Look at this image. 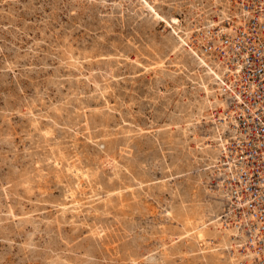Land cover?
<instances>
[{"label": "rangeland", "instance_id": "374dc122", "mask_svg": "<svg viewBox=\"0 0 264 264\" xmlns=\"http://www.w3.org/2000/svg\"><path fill=\"white\" fill-rule=\"evenodd\" d=\"M235 1L0 0V264H158L163 260V264H214L210 253L205 256L208 251L195 242L192 231H188L190 235L186 232V208L199 210L222 202L223 214L227 207L222 195L216 192L222 179L218 167L209 164V154L217 151L210 134L214 131V121L198 120L185 132V101H193L202 94L196 79L198 73L206 75L205 66L198 63L197 54L189 44L216 61L219 48L208 37L205 20H216L222 8L229 10L230 15L238 14L241 8L234 5ZM186 31L190 32L188 42ZM73 96L76 100L72 101ZM77 108H83L81 115ZM95 113L100 117L98 120ZM45 131L52 133L55 140ZM47 142L53 147L59 144L55 149L60 148L69 159L65 158L60 165L61 159H56L54 154L50 156L55 149ZM41 148L49 154H46L49 159ZM77 155L83 159V165L87 163L94 168L89 178L77 174L75 168L67 173V162L73 160L70 157L80 161ZM123 156L128 159H122ZM138 160L143 165L141 161L138 165ZM129 167L132 172L126 171ZM115 170L120 171H117L119 176ZM25 175L30 179H24ZM135 194L140 196L136 198ZM176 215L179 218L172 217Z\"/></svg>", "mask_w": 264, "mask_h": 264}, {"label": "bare ground", "instance_id": "6f19581e", "mask_svg": "<svg viewBox=\"0 0 264 264\" xmlns=\"http://www.w3.org/2000/svg\"><path fill=\"white\" fill-rule=\"evenodd\" d=\"M217 1V0H216ZM234 5L236 7L241 8V10L239 8H236V11L239 9V13L237 14V12L235 13V15H230V11L227 10L226 8H222L220 9V7H218V10L220 9V11L218 12V18L216 20H214L213 18H210L208 20H205L208 24V31H209V35L208 37L211 38V40L214 43V46L219 48L218 51L220 53L219 57L217 58L216 61H212L207 55H205L204 53H200L197 51V47H193V45L190 43L189 46L190 48L194 49L195 53L197 54L196 59L198 61L199 64H203L205 66V70H206V75L200 74L198 73L197 79H196V83H197V87L199 89H201L203 92L200 96L196 97L193 101H189V100H182L186 102V130L185 132L187 133L188 130L190 129V125L194 124L196 121L201 120V119H206L209 118L210 120L212 119L214 121V131H212L211 134V138L214 139L211 142L217 144V151L215 153L214 151V155L209 154L210 157V162L209 164H216L218 167V174L221 175V180L218 183V187L219 190L216 191L217 193L222 195V199L224 201V203H226L225 205H227V207L224 208L223 210V214L220 212V209L223 208L222 207V202L218 203V204H210L209 206H204V208L202 209H192L190 208H186V232H191L192 231V236L195 238V242H200V248L206 249L208 251V254H205V256H209L210 253V258L213 261L214 264H264V231L262 229V225H264V219L259 216L260 213L264 214V199L263 202H261L260 199L258 198H253L252 195V190L249 188L250 186V181L252 180V174H253V165L252 164H248L249 161V156L246 155L245 153H243V150L246 148L244 147H240L242 145L243 140L246 139V133L244 131V129H242L240 127V120L238 118V115H240L241 113L243 115H246V112L244 111V105H243V101H242V95H241V90L243 89V85L244 82L242 81V71L243 69L248 66L247 65V59H248V53H249V44H251L250 41V35H252L254 32L253 30H256V32L259 33L260 36L263 35V28H264V0H236L234 2ZM242 13V14H240ZM225 19L224 22H222L221 20ZM168 20V19H167ZM253 21H254V25L255 28L253 26ZM227 24V25H226ZM216 26V28H214ZM206 30V31H207ZM186 41L188 42V35H190V32L186 31ZM181 35V34H180ZM183 38V37H182ZM184 40V39H183ZM262 40V38H261ZM65 49V48H63ZM62 49V51L64 52V50ZM72 49V48H71ZM67 50V48H66ZM66 50H65V54H66ZM69 50V48H68ZM75 50V49H74ZM71 51V50H69ZM73 52V51H72ZM63 54V53H62ZM68 54L70 55V53L68 52ZM67 54V55H68ZM74 54V53H73ZM82 54V53H81ZM85 54V53H84ZM83 56H86L84 55ZM87 54V53H86ZM62 56V55H61ZM88 56V55H87ZM71 57V55H70ZM78 57V55H77ZM89 57V56H88ZM72 58V57H71ZM83 58V57H82ZM87 58V57H86ZM66 59V58H65ZM81 59V58H80ZM88 59V58H87ZM117 59V58H116ZM61 60V59H60ZM73 60V58H72ZM78 59H76L75 62H77ZM85 60V59H84ZM90 60V59H89ZM58 61V60H57ZM70 61V59H69ZM74 62V64H75ZM78 63V62H77ZM76 63V64H77ZM69 65H71V63H69ZM78 65V64H77ZM73 66V65H72ZM79 66V65H78ZM71 67V66H70ZM76 67V66H75ZM77 68V67H76ZM86 68V67H85ZM204 69V68H203ZM72 70V69H71ZM94 72V71H93ZM162 72V71H161ZM92 74V72L90 73ZM162 74V73H161ZM95 76V75H93ZM60 77V76H59ZM80 78V77H79ZM93 78V77H92ZM78 79V78H77ZM84 79V78H83ZM96 79V78H95ZM80 80V79H79ZM81 81V80H80ZM95 81V80H94ZM210 81L213 82V86L210 87ZM99 82V81H98ZM97 82V84H98ZM114 82V81H113ZM112 82V83H113ZM214 82L216 83L214 86ZM75 84V83H74ZM79 84V83H78ZM82 85V83H80ZM96 84V85H97ZM100 84V82H99ZM98 84V85H99ZM152 84V83H151ZM156 84V83H155ZM76 85V84H75ZM104 85V84H103ZM84 87V86H83ZM86 87V86H85ZM106 87V85L104 86ZM249 89H253L255 88V85L250 83L247 86H244V88H248ZM76 88V87H75ZM80 88V87H79ZM150 88V87H149ZM215 88V89H213ZM87 89V88H86ZM95 90L97 89L96 87L94 88ZM100 89V88H99ZM83 90V89H82ZM81 90V91H82ZM108 90V88H107ZM106 90V91H107ZM151 90V89H149ZM72 91V90H71ZM87 91V90H86ZM92 91V90H91ZM101 91V90H100ZM76 92V91H75ZM78 92V91H77ZM84 92V91H83ZM97 92V91H96ZM146 92V91H145ZM154 92V91H153ZM82 93V92H80ZM85 93V92H84ZM95 93V92H93ZM105 93V92H104ZM147 93V92H146ZM76 94V93H75ZM92 94V92H91ZM103 94V92H102ZM101 94V95H102ZM77 95V94H76ZM149 95V94H148ZM198 95V94H197ZM72 95H70L69 97H71ZM81 96V94H80ZM84 96V94H83ZM104 96V95H102ZM154 96V95H152ZM195 96V95H194ZM67 97V96H65ZM69 97L67 99H69ZM74 98H72L71 100L73 101V99H75L76 96H73ZM94 97V96H93ZM89 98V96H88ZM151 98V97H150ZM192 98V97H191ZM190 98V99H191ZM194 98V97H193ZM192 98V99H193ZM78 99V98H77ZM80 99V98H79ZM78 99V100H79ZM81 99H83L81 97ZM65 100V98H64ZM76 100V99H75ZM77 100V101H78ZM101 100V99H100ZM107 100V99H106ZM59 101V99H58ZM62 99L60 98V103H61ZM66 101V100H65ZM63 101V102H65ZM86 101V100H85ZM133 101V100H132ZM82 103V100L80 101ZM84 102V100H83ZM101 102V101H100ZM104 102V101H103ZM68 103L70 104V102L68 101ZM109 103V102H108ZM124 103V102H123ZM134 103V102H133ZM72 104V103H71ZM83 104V103H82ZM89 105V103H87ZM106 104V103H105ZM104 104V105H105ZM180 104V103H178ZM177 104V105H178ZM182 104V103H181ZM57 104H55L56 106ZM62 105V104H61ZM63 107H66L65 104H63ZM75 105H77L75 103ZM100 105V104H99ZM97 107H100V106ZM182 105H185V103H183ZM58 106V105H57ZM56 106V107H57ZM81 106V105H77ZM109 106V105H108ZM113 106V105H112ZM85 107V104H84ZM83 107V108H84ZM106 107V106H105ZM110 107V106H109ZM175 107V106H174ZM185 107V106H184ZM54 108V107H53ZM82 108V109H83ZM113 108V107H112ZM194 108V109H193ZM66 109V108H65ZM79 109V108H77ZM81 108L79 109L80 111H78L79 113L82 112ZM102 109V108H101ZM100 109V111H101ZM55 110V109H54ZM60 110V108L58 109ZM76 111V110H75ZM86 111V110H85ZM94 111V110H93ZM171 111V110H170ZM179 111V110H178ZM181 111V110H180ZM184 110L182 109L181 112H183ZM63 112V110H62ZM76 111V113H78ZM96 112V111H95ZM98 112V110H97ZM96 112V113H97ZM103 112V110H102ZM167 112V111H166ZM55 113V112H54ZM96 113L94 114L96 116ZM101 113V112H98ZM108 113V111H107ZM59 114V113H58ZM58 114L55 116H58ZM74 114V113H73ZM83 114V113H82ZM109 114V113H108ZM107 114V115H108ZM81 115V113H80ZM79 115V116H80ZM90 115V114H89ZM93 115V114H92ZM99 115V114H98ZM61 116V114H60ZM72 116V115H71ZM76 116V115H75ZM78 116V115H77ZM70 117V116H69ZM90 117V116H89ZM60 118V117H58ZM57 118V120H58ZM63 118V117H62ZM71 118V117H70ZM75 118V117H73ZM92 118V117H91ZM97 120L98 118H100L99 116H96ZM102 118V117H101ZM104 118V116H103ZM102 118V119H103ZM177 118V117H176ZM182 118V117H181ZM89 119V118H88ZM95 119V117H94ZM93 119V120H94ZM180 119V118H179ZM65 120V119H64ZM67 120V119H66ZM65 120V121H66ZM91 120V119H90ZM93 120H91V122H93ZM101 120V119H100ZM109 120V119H107ZM106 120V121H107ZM35 121V120H34ZM38 121V120H37ZM51 121V120H50ZM74 121V120H73ZM105 120H103L102 122L107 123ZM36 122V121H35ZM52 122V121H51ZM57 122V121H54ZM69 122V120H68ZM91 122H89L91 124ZM96 122V121H95ZM100 122V124L102 123ZM110 122V121H109ZM34 123V122H33ZM40 123V121H39ZM99 123V122H97ZM96 123V124H97ZM175 123V122H174ZM178 123V122H177ZM176 123V124H177ZM53 124V122L51 123ZM56 124V123H55ZM93 124V123H92ZM91 124V125H92ZM94 124V125H96ZM35 125H39V124H35ZM41 125V123H40ZM103 125V124H102ZM110 125V124H109ZM34 126V125H33ZM32 126V127H33ZM49 127V123L46 125ZM101 126V125H100ZM106 126V124L104 125ZM184 126V127H185ZM35 127V126H34ZM37 127V126H36ZM95 127V126H94ZM178 127V126H177ZM212 127V125H211ZM39 128V126H38ZM45 128V126H44ZM47 128V127H46ZM182 128V127H181ZM180 128V129H181ZM34 129V128H33ZM54 129V127H53ZM52 129V130H53ZM105 129V128H104ZM109 129V128H108ZM179 129V130H180ZM36 132V129H34ZM50 130V129H48ZM51 130V131H52ZM102 130V129H101ZM107 130V128H106ZM39 131V129H38ZM37 131V132H38ZM44 131V130H43ZM99 131V130H98ZM171 131V130H170ZM181 131V130H180ZM48 132V136H52L50 133L49 135V131H45ZM100 132V131H99ZM102 132V131H101ZM179 132V131H177ZM176 132V133H177ZM42 133V132H41ZM44 133V132H43ZM42 133V134H43ZM69 133V132H68ZM92 133V132H91ZM95 133V132H94ZM93 133V134H94ZM173 133V132H172ZM183 133V131H182ZM181 133V135H182ZM185 133V134H186ZM39 134V133H38ZM46 134V133H45ZM54 134V133H53ZM89 134V133H88ZM99 134V133H98ZM105 134V133H104ZM108 134V133H107ZM110 134V132H109ZM170 134V133H169ZM175 134V133H174ZM189 134V133H188ZM195 134V133H194ZM41 135V134H39ZM29 136V135H28ZM38 136V135H37ZM71 136V134H70ZM89 136H91L89 134ZM87 136V137H89ZM95 136V135H94ZM102 136V135H101ZM179 136V135H178ZM40 137V136H38ZM100 137V136H99ZM127 137V135H126ZM173 137V136H172ZM49 138V137H48ZM47 138V139H48ZM52 140H55L54 137H51ZM108 138V137H107ZM177 137H175L176 139ZM184 138V137H183ZM196 138V137H195ZM45 139L44 138H41ZM62 139V138H61ZM75 139V138H74ZM168 139V138H167ZM174 139V141H175ZM185 139V138H184ZM51 140V141H52ZM59 140V138H58ZM57 140V141H58ZM63 140V139H62ZM96 140V139H95ZM173 140V138H172ZM183 140V139H182ZM202 140V139H200ZM39 141V140H38ZM45 141V140H44ZM56 141V142H57ZM78 141V140H77ZM97 141H101V140H96ZM110 141V140H109ZM126 141V140H125ZM178 140H176L177 142ZM181 141V140H180ZM186 141V140H185ZM50 142V141H49ZM54 142V141H53ZM52 142V143H53ZM63 142V141H62ZM76 142V141H74ZM94 142V143H96ZM114 143V141H112ZM175 142V143H176ZM182 142V141H181ZM180 142V143H181ZM38 143V142H37ZM43 143V142H42ZM51 143V142H50ZM50 143L47 142V144L50 145ZM58 143V142H57ZM56 143V144H57ZM69 143V142H67ZM84 143V142H83ZM104 143V142H103ZM102 143V144H103ZM106 143V142H105ZM109 143V142H108ZM107 143V144H108ZM184 143V142H182ZM181 143V144H182ZM41 144V142H40ZM45 144V143H44ZM45 144V145H47ZM71 144V143H70ZM100 144V143H99ZM110 144V143H109ZM112 144V143H111ZM171 144V143H170ZM173 144V143H172ZM178 144V143H176ZM175 144V146H176ZM187 144V142H186ZM200 144V143H198ZM206 144L205 142H202V145ZM85 145V144H84ZM83 145V146H84ZM42 146V145H41ZM48 146V145H47ZM56 146V145H55ZM55 146H51L53 147V149H55ZM58 147H60L59 144H57ZM56 146V148H58ZM66 147V145H64ZM68 146V144H67ZM77 146V145H76ZM99 146V145H98ZM97 146V147H98ZM104 146V145H103ZM102 146V148H103ZM111 146V145H109ZM129 146V144H128ZM175 146L172 145V147L175 148ZM183 146V145H182ZM198 146V145H197ZM210 146V145H209ZM40 147V146H39ZM46 147V146H45ZM49 147V148H50ZM64 147V148H65ZM73 147V146H72ZM71 147V148H72ZM82 147V146H81ZM112 147V146H111ZM126 147V146H125ZM131 147V146H130ZM38 148V147H37ZM47 148V150L49 149ZM68 148V147H67ZM66 148V149H67ZM87 148V147H86ZM85 148V149H86ZM105 148V147H104ZM109 148V147H106ZM124 148V147H123ZM201 148V147H200ZM216 148V147H215ZM214 148V149H215ZM42 149V148H41ZM77 149V148H76ZM82 149V148H81ZM112 149V148H110ZM114 149V148H113ZM183 149V147H182ZM204 149V148H203ZM209 149V148H208ZM57 149H55V151L52 150V155L50 154V156H53L56 159H61L64 160L65 158H67L68 156L64 155L62 153V150L60 151V148L56 151ZM64 150V149H63ZM72 150V149H71ZM88 150V149H87ZM98 150V149H97ZM96 150V153L98 152ZM104 150V149H103ZM123 150V149H122ZM174 150V149H173ZM213 150V149H212ZM38 151V150H37ZM43 149H42V153H43ZM51 151V150H49ZM187 151V150H186ZM206 152H208L207 150H205ZM204 151V152H205ZM41 152V151H40ZM68 154L71 152L67 151ZM74 152V151H72ZM71 152V153H72ZM102 151L100 150V153ZM105 152V151H103ZM102 152V153H103ZM107 150H106V154H107ZM110 152V151H109ZM115 152V151H114ZM126 152H127V148H126ZM130 152V150H129ZM203 152V151H202ZM203 152V153H204ZM41 153V154H42ZM78 154L80 152H77ZM94 153V152H93ZM118 153V152H117ZM123 153V152H122ZM202 153V154H203ZM36 154V152H35ZM40 154V153H39ZM40 154V156H41ZM45 153H43L44 155ZM46 154H48L46 152ZM45 154V155H46ZM73 154V153H72ZM74 153V157H75ZM81 154V153H80ZM88 154V153H87ZM85 152V155H87ZM90 154V152H89ZM104 154V155H106ZM109 154V153H108ZM114 154V153H113ZM183 154V153H182ZM34 155V154H33ZM49 155V154H48ZM93 155V154H92ZM95 155V154H94ZM112 155V153H111ZM116 155V154H115ZM207 155V154H206ZM36 156H38V153L36 154ZM47 156V155H46ZM71 156V155H70ZM73 156V155H72ZM79 156V155H77ZM91 156V155H88ZM97 156V155H96ZM108 156V155H107ZM106 156V157H107ZM119 156V155H118ZM122 156V155H121ZM129 156V155H128ZM188 156V155H187ZM39 157V156H38ZM45 157V156H44ZM43 157V158H44ZM53 157V158H54ZM74 157H70L73 160L75 159ZM81 158V156H79ZM85 157V156H83ZM110 157V156H108ZM115 157V156H113ZM131 157V156H129ZM48 158V156H47ZM50 158V157H49ZM48 158V159H49ZM52 158V159H53ZM79 158V159H80ZM97 160L98 157H96ZM102 158V157H101ZM124 158V156L122 157V159ZM127 158V156H126ZM124 158V159H126ZM135 158V157H134ZM178 158V157H177ZM197 158V156L195 157ZM35 159V158H34ZM40 159V157H39ZM69 159V158H67ZM77 159V158H76ZM87 159V158H86ZM89 159V158H88ZM87 159V160H88ZM107 159V158H106ZM111 159V158H110ZM113 159V158H112ZM128 159V158H127ZM38 160V159H35ZM54 160V159H53ZM71 160V159H70ZM72 160V161H73ZM78 160V159H77ZM74 160L73 162H67V170L66 171H72L73 168H75L78 172L77 174H81L83 176H87L86 178H89L88 176L91 174V171H93V169L89 166H87L85 163V165H83L81 163V160H83L82 158L80 159V161ZM94 160V159H93ZM96 160V159H95ZM96 160V161H97ZM101 160V159H100ZM99 160V161H100ZM105 160V159H104ZM103 160V161H104ZM180 160V159H179ZM40 161V160H38ZM47 161V160H45ZM52 161V160H51ZM56 162V160H54ZM85 161V160H84ZM83 161V162H84ZM107 161V160H106ZM105 161V163H106ZM110 161V160H109ZM119 161V160H118ZM124 161V160H123ZM127 161V160H126ZM135 161V160H134ZM133 161V162H134ZM139 161L138 160V165H139ZM37 162V161H36ZM43 162V161H42ZM49 162V161H48ZM66 163V161H64ZM89 162V160L87 161ZM102 162V161H101ZM111 162V161H110ZM116 162V161H114ZM128 162V161H127ZM132 162V161H131ZM132 162V163H133ZM142 162V161H141ZM35 163V162H34ZM39 163V162H38ZM36 163V164H38ZM51 163V162H50ZM53 163V162H52ZM63 161L60 163V165H62ZM92 162L88 163L91 164ZM104 163V164H105ZM108 163V161H107ZM129 163V162H128ZM127 163V165H129ZM40 164V163H39ZM38 164V165H39ZM43 164V163H42ZM55 164V163H54ZM53 164V165H54ZM93 164V163H92ZM101 164V163H99ZM113 165V163H111ZM125 165V163H123ZM37 165V166H38ZM47 165V163H46ZM51 165V164H49ZM58 165V164H57ZM55 165V166H57ZM60 165H58L57 167H61ZM110 165V164H109ZM134 165V164H133ZM143 165V162H142ZM35 166V164H34ZM43 166H45V164H43ZM146 166V165H144ZM143 166V167H144ZM49 167V166H47ZM54 167V166H53ZM64 167V166H63ZM98 167V166H96ZM95 167V168H96ZM105 167V165H104ZM117 168V166H115ZM114 167V168H115ZM134 167V166H133ZM132 167V168H133ZM137 167V166H135ZM139 167V166H138ZM142 167V166H141ZM142 167V168H143ZM39 168V167H38ZM102 168V167H101ZM122 168V167H121ZM124 168V167H123ZM126 168V167H125ZM191 168V166H190ZM32 169V168H31ZM37 169V168H36ZM43 169V167H42ZM46 169V168H45ZM62 169V168H61ZM99 169V168H98ZM103 169V168H102ZM143 169L146 170V167H144ZM35 170V168H34ZM47 170V169H46ZM49 170H51L49 168ZM130 170L132 172V170L130 169H126V171ZM134 170V169H133ZM137 170V169H136ZM144 170V173H145ZM33 171V170H31ZM55 171V170H54ZM63 171V170H62ZM69 171L67 173H69ZM97 171V168H96ZM116 171V170H115ZM118 171V170H117ZM116 171V173H117ZM140 170H138L137 172L139 173ZM147 171V170H146ZM27 172V171H24ZM35 172V171H34ZM33 172V173H34ZM40 172H45V171H40ZM53 172V171H51ZM59 175H60V171ZM65 172V171H64ZM98 172V171H97ZM102 172V171H101ZM120 172V171H118ZM123 172V171H121ZM129 172V171H128ZM135 172V171H134ZM136 172V173H137ZM142 172V171H140ZM176 172V171H174ZM29 173V172H28ZM32 173V172H31ZM30 173V175H32ZM37 173V172H36ZM67 173L65 174L67 177ZM76 172H74L73 174H75ZM100 173V172H99ZM27 175V173H25ZM40 174V173H38ZM71 174V173H70ZM72 174V175H73ZM93 174V173H92ZM115 173H113L114 175ZM120 174V173H119ZM123 174V173H122ZM121 174V175H122ZM142 174V173H141ZM146 174V173H145ZM25 178L26 180L30 179L29 176H26ZM98 175V174H97ZM102 174H100L101 176ZM112 176V174H110ZM125 175V174H124ZM130 175V174H129ZM137 175V174H136ZM140 175V174H139ZM22 176V175H21ZM78 176V175H77ZM95 178L98 180V176H96V174L94 175ZM117 176L118 173H117ZM143 176V175H142ZM23 177V176H22ZM45 177V176H44ZM61 177V176H60ZM59 177V178H60ZM62 177H64L62 175ZM73 177V176H72ZM75 177V175H74ZM105 177V176H104ZM109 176H106V178ZM132 177V176H131ZM137 177V176H136ZM140 176H138L139 178ZM71 178V177H70ZM77 178V177H76ZM80 178V177H79ZM84 178V177H83ZM117 179H120V177H116ZM122 178V177H121ZM127 178V177H126ZM130 178V177H129ZM135 178V174L133 173V179ZM20 179V178H18ZM75 179V178H74ZM94 179V178H93ZM103 179V178H102ZM101 178L99 180H102ZM114 179V178H113ZM111 178V180H113ZM131 179V178H130ZM152 179V178H151ZM61 180V178H60ZM71 180V179H69ZM68 180V181H69ZM73 180V179H72ZM71 180V182H72ZM78 179H75V181ZM87 180V179H86ZM90 180V179H89ZM106 180V179H105ZM122 180V179H121ZM63 182H65L64 180H62ZM67 181V182H68ZM85 181V180H84ZM95 181V179H94ZM93 181V182H94ZM115 180H113L114 182ZM124 181V180H123ZM122 181V182H123ZM132 181V180H131ZM136 182V180H133ZM147 181V180H146ZM77 182V181H76ZM100 182V181H99ZM105 182V181H104ZM103 182V183H104ZM111 182V181H108ZM121 182V181H120ZM125 182V181H124ZM123 184H126L124 183ZM134 182V183H135ZM141 182V181H140ZM149 182V181H147ZM166 182V181H165ZM218 182V181H217ZM27 183V182H26ZM69 183V182H68ZM79 183V182H78ZM92 183V182H91ZM90 183V184H91ZM97 183V182H96ZM107 183V181H106ZM105 183V184H106ZM112 183V182H111ZM117 183V182H116ZM133 183V182H131ZM130 183V184H131ZM133 183V184H134ZM137 183H139V181L137 180ZM151 183V182H150ZM158 183V182H157ZM162 183V182H161ZM59 184V183H58ZM76 184V183H75ZM81 184V183H80ZM89 184V185H90ZM101 184V183H100ZM108 186L110 185V183H108ZM119 184V183H118ZM129 184V183H128ZM167 184V183H166ZM165 184V185H166ZM169 184V183H168ZM167 184V185H168ZM177 184V183H176ZM175 184V185H176ZM191 184V183H189ZM193 184V182H192ZM63 185V184H62ZM78 185V184H77ZM88 185V184H87ZM117 185V184H116ZM136 185V184H135ZM134 185V186H135ZM144 185V184H143ZM150 185V184H147ZM161 185V184H158ZM174 185V184H173ZM172 185V186H173ZM200 185V184H199ZM25 186V184H24ZM28 186V185H27ZM64 186V185H63ZM72 186V185H70ZM74 186V185H73ZM76 186V185H75ZM80 186V185H79ZM78 186V187H79ZM106 186V185H105ZM106 186V191H107V187ZM132 186V185H131ZM130 186V188H131ZM260 186H264V179H261L260 181ZM66 186H64L65 189ZM69 187V186H68ZM87 187V186H86ZM85 187V188H86ZM92 187V185H91ZM104 187V184H102V189ZM115 187V186H114ZM114 187H112L114 189ZM128 187V186H127ZM137 187V186H136ZM145 187V186H143ZM150 187V186H149ZM174 187V186H173ZM180 187V186H179ZM200 187V186H199ZM80 188V187H79ZM82 188V187H81ZM84 188V187H83ZM84 188V189H85ZM118 187H116L117 189ZM129 188V187H128ZM142 188V187H141ZM163 188H165L163 186ZM169 188V187H168ZM171 188V187H170ZM186 188V187H185ZM27 189V188H26ZM78 188L74 189L77 190ZM95 189V188H93ZM98 189V188H97ZM96 189V190H97ZM100 189V187H99ZM123 189V187H122ZM126 189V188H125ZM135 189V188H134ZM133 189V190H134ZM137 189V188H136ZM139 189V188H138ZM153 189V188H152ZM158 189V188H156ZM191 189V188H190ZM263 188H259V192H261ZM30 190V189H29ZM120 190V188H119ZM131 190V189H130ZM132 190V191H133ZM141 190V189H140ZM143 190V189H142ZM159 190V189H158ZM166 190V188H165ZM178 190V189H177ZM182 190V189H181ZM192 190V189H191ZM71 191V190H70ZM73 191V190H72ZM81 191V190H80ZM99 191V190H98ZM97 191V192H98ZM101 191V190H100ZM104 191V189H103ZM113 191V190H112ZM149 191V190H148ZM157 191V190H156ZM176 193V190H173ZM184 191V190H183ZM186 191V189H185ZM77 192V191H76ZM76 192L74 193V195L76 194ZM84 192V191H83ZM96 192V193H97ZM105 192V191H104ZM116 192V191H115ZM121 191H119L120 193ZM137 192V191H136ZM140 193V191H138ZM147 192V191H146ZM65 193V192H62ZM69 193V190L68 192ZM86 193V192H85ZM89 193V192H88ZM94 191L91 193L93 194ZM117 193V192H116ZM142 194L145 192H141ZM149 193V192H148ZM147 193V194H148ZM185 193V192H184ZM196 193V192H195ZM72 194V193H70ZM80 194V193H79ZM104 194V193H103ZM112 194V193H110ZM114 194V192H113ZM118 194V193H117ZM132 194V192H131ZM134 194V193H133ZM132 194V195H133ZM137 194V193H136ZM134 195L136 198H138V195ZM152 194H154V191L152 192ZM151 194V195H152ZM178 194V193H177ZM187 194V193H185ZM202 194V193H201ZM67 195V194H66ZM116 195V194H115ZM121 195V194H119ZM180 195V194H179ZM190 195V194H189ZM189 195H184L185 197L187 196V198L189 197ZM192 195V194H191ZM195 195V194H194ZM198 195V193H197ZM200 195V192H199ZM61 196V195H60ZM77 196V195H75ZM91 196V195H90ZM102 196V195H101ZM109 196V194L107 195ZM123 196V193L122 195ZM129 196V195H128ZM142 196V195H141ZM150 196V195H149ZM174 196V193L173 195ZM203 196V195H202ZM220 197V195H218ZM64 197V194H63ZM62 197V198H63ZM68 197V196H67ZM85 197V196H84ZM89 197V194H88ZM98 197V196H97ZM100 197V196H99ZM105 197V196H104ZM111 197V195H110ZM124 197V196H123ZM178 197V195H177ZM183 197V198H185ZM194 197V196H193ZM83 198V196L81 197ZM80 198V200H81ZM103 198V197H102ZM101 198V199H102ZM108 198V197H107ZM121 198V197H120ZM119 198V199H120ZM127 198V196H126ZM148 198V197H146ZM145 198V199H146ZM187 198H185L187 200ZM195 198V197H194ZM197 198V197H196ZM51 199V198H50ZM65 199V198H63ZM71 199V197H70ZM69 199V200H70ZM73 199V198H72ZM94 199V198H93ZM99 199V198H98ZM97 199V200H98ZM100 199V201H101ZM104 199V198H103ZM106 199V198H105ZM130 199V198H129ZM178 199V198H177ZM176 199V200H177ZM212 199V198H211ZM61 200V199H60ZM74 200V199H73ZM109 200V199H108ZM122 200V199H120ZM124 200V198H123ZM128 200V199H127ZM175 200V202H176ZM181 201V199H179ZM193 200V199H192ZM203 200V199H202ZM207 200V199H205ZM255 200V201H254ZM72 201V200H71ZM90 201V200H89ZM94 201V200H92ZM98 201V202H100ZM138 201V200H137ZM184 201V200H183ZM190 201V200H189ZM210 201V200H209ZM217 201V200H215ZM221 201V200H220ZM62 202V201H61ZM65 204H67V201H64ZM117 202V201H116ZM132 202V201H131ZM135 202V201H134ZM182 202V201H181ZM253 202V203H252ZM60 203V202H58ZM57 203V204H58ZM76 203V201L74 202ZM84 203V202H82ZM109 203V202H108ZM107 203V204H108ZM114 203V202H112ZM111 203V204H112ZM138 203V202H137ZM172 203V202H171ZM189 203V202H188ZM197 203L199 204L198 200ZM217 203V202H216ZM64 204V205H65ZM106 204V203H105ZM169 204V203H168ZM173 204V203H172ZM177 204V203H176ZM181 204V203H179ZM192 204V203H190ZM195 204V202L193 203ZM68 205V204H67ZM197 205V204H196ZM73 206V203H72ZM104 206V205H103ZM110 206V205H107ZM106 206V208H107ZM66 207V206H63ZM170 207V206H169ZM177 207V206H176ZM181 207H183V204L181 205ZM68 208V207H66ZM70 208V207H69ZM72 208V207H71ZM135 208V207H133ZM173 208V207H172ZM61 209V208H60ZM73 209V208H72ZM175 209V208H174ZM64 210V209H63ZM68 210V209H67ZM171 210V209H170ZM185 210V209H184ZM62 211V210H61ZM66 211V210H65ZM77 211V210H76ZM179 211V210H178ZM181 211V210H180ZM179 211V212H180ZM173 212V211H172ZM175 212V211H174ZM184 212V211H183ZM65 213V212H64ZM171 213V212H169ZM173 214V213H172ZM180 214V213H178ZM182 214V212H181ZM184 214V213H183ZM76 216V214H75ZM171 216V215H170ZM184 216V215H183ZM172 217H177L179 218V215L176 216H172ZM182 217V216H181ZM185 217V216H184ZM62 218V217H61ZM176 218V219H177ZM65 219V218H64ZM183 219V218H182ZM181 219V220H182ZM27 220V219H26ZM70 220V219H69ZM184 220V219H183ZM182 220V223H183ZM55 222V221H53ZM180 222V221H179ZM185 222V221H184ZM45 223V222H44ZM178 223V221H177ZM46 224V223H45ZM48 224V223H47ZM39 226V224H37ZM36 225V226H37ZM95 225V224H94ZM183 225V224H182ZM181 225V226H182ZM96 226V225H95ZM94 226V227H95ZM177 226V225H176ZM179 226V225H178ZM185 226V225H183ZM46 227V226H45ZM36 228V227H35ZM177 228V227H176ZM92 229V228H91ZM166 229V228H165ZM173 229V228H171ZM181 229V228H180ZM184 230V227L182 228ZM169 230V229H168ZM167 231V230H166ZM185 231V230H184ZM33 232V231H32ZM188 232V234H189ZM30 234V233H29ZM175 234V233H174ZM184 234V233H183ZM182 234V235H183ZM179 235V234H178ZM190 235V234H189ZM31 236V235H30ZM33 236V235H32ZM180 236V235H179ZM178 236V237H179ZM187 236V235H186ZM172 237L171 239L173 240V236H169ZM177 237V236H176ZM184 237V236H183ZM182 237V238H183ZM168 238V237H166ZM189 238V236H188ZM192 238V237H191ZM170 239V238H169ZM167 239V240H169ZM184 240V238H183ZM166 241V240H165ZM170 241V240H169ZM188 241V240H187ZM186 241V242H187ZM164 242V241H161ZM168 242V241H166ZM172 242V241H171ZM194 242V241H193ZM163 244V243H162ZM166 244V243H165ZM164 244V245H165ZM174 244V243H172ZM187 244V243H186ZM198 245V244H197ZM167 246V245H166ZM171 246V245H170ZM185 246V245H184ZM164 247V246H163ZM174 247V246H173ZM188 247V246H187ZM190 247V246H189ZM184 248V247H183ZM199 248V249H200ZM179 249V248H178ZM171 250V249H170ZM175 250V249H174ZM181 250V249H180ZM150 251V250H149ZM185 250H183L184 252ZM175 252V251H174ZM164 253V252H163ZM181 253V252H179ZM169 254V253H167ZM172 254V253H171ZM170 254V257H171ZM178 254V253H177ZM176 254V255H177ZM184 255V254H183ZM185 256V255H184ZM202 256V255H201ZM163 257V255H162ZM182 257V256H181ZM179 257V258H181ZM204 257V256H202ZM152 258V257H151ZM186 257H184L185 259ZM163 259V258H162ZM176 259V258H175ZM182 259V258H181ZM170 260V258H169ZM172 260V258H171ZM179 260V259H177ZM204 260V259H203ZM164 261V260H163ZM163 261L158 262L162 263ZM165 261H168L165 260ZM174 261V259H173ZM211 261V262H212ZM205 262V261H203ZM169 263V262H168ZM167 262L165 264H168ZM172 264V262H170ZM210 263V262H209ZM163 264V263H162ZM180 264V262H179ZM204 264V263H203Z\"/></svg>", "mask_w": 264, "mask_h": 264}, {"label": "built area", "instance_id": "2783aa9c", "mask_svg": "<svg viewBox=\"0 0 264 264\" xmlns=\"http://www.w3.org/2000/svg\"><path fill=\"white\" fill-rule=\"evenodd\" d=\"M253 26L255 28L254 21ZM253 32L250 35L248 66L242 71L244 85L241 95L246 115L241 113L238 118L240 127L247 136L240 147L246 148L243 153L249 156L248 164L254 167L249 188L252 190L253 198L256 197L263 202L264 186H260V181L264 179V28L262 36L256 30ZM250 83L255 85L254 90L244 88ZM261 187L263 189L259 192ZM259 216L264 219V214L260 213ZM262 229L264 231V225Z\"/></svg>", "mask_w": 264, "mask_h": 264}]
</instances>
